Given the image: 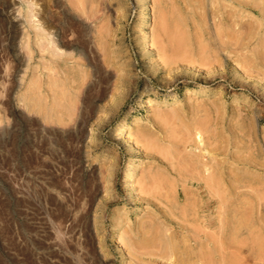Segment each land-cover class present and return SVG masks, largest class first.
Wrapping results in <instances>:
<instances>
[{
  "label": "rangeland",
  "instance_id": "obj_1",
  "mask_svg": "<svg viewBox=\"0 0 264 264\" xmlns=\"http://www.w3.org/2000/svg\"><path fill=\"white\" fill-rule=\"evenodd\" d=\"M203 263L264 264V0H0V264Z\"/></svg>",
  "mask_w": 264,
  "mask_h": 264
},
{
  "label": "bare ground",
  "instance_id": "obj_2",
  "mask_svg": "<svg viewBox=\"0 0 264 264\" xmlns=\"http://www.w3.org/2000/svg\"><path fill=\"white\" fill-rule=\"evenodd\" d=\"M146 20H147V15L145 14V15H143V17H142V19H141L140 22H142V23H143V22L146 23ZM146 25H147V24H146ZM144 42H145V43L147 42V37H145ZM146 45H147V44H146ZM126 126H127V124H124L123 127H122V129H125ZM122 129H121V130H122ZM139 163H140V162H139ZM133 164H134V163H133ZM134 165H135V164H134ZM132 169H133V168H132ZM130 172H131V171H130ZM127 178H128V177H127ZM212 179H213V178H212ZM212 179H211V180H212ZM207 182H208V180H207ZM207 182H206V183H207ZM212 185H213V184H212ZM212 188H213V187H212ZM213 191H214V190H213ZM215 192H216V191H215ZM211 236H212V235H211ZM213 237H214V236H213ZM259 240H260V238H259ZM258 242H259V241H258ZM206 243H207V242H206ZM213 246H215V245H213ZM215 247H217V246H215ZM219 248H220V247H219ZM216 249H217V248H216ZM225 250H227V249H225ZM208 251H209V250H208ZM216 251H217V250H216ZM222 252L224 253L223 250H222ZM220 253H221V252H220ZM226 253H227V252H226ZM219 256H220V255H219ZM225 257H226V256H225ZM222 259H223V258H222ZM234 262H235V261H234ZM204 263H205V262H204ZM204 263H203V264H204ZM229 263H230V262H229ZM233 264H234V263H233Z\"/></svg>",
  "mask_w": 264,
  "mask_h": 264
}]
</instances>
